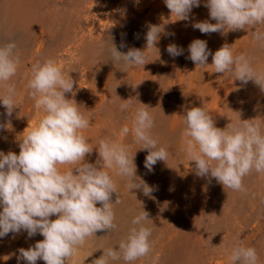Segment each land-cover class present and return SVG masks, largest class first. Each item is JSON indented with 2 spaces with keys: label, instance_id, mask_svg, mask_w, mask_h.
I'll list each match as a JSON object with an SVG mask.
<instances>
[{
  "label": "rangeland",
  "instance_id": "obj_1",
  "mask_svg": "<svg viewBox=\"0 0 264 264\" xmlns=\"http://www.w3.org/2000/svg\"><path fill=\"white\" fill-rule=\"evenodd\" d=\"M205 3L200 0L187 20L176 21L164 0H0V29L17 42L20 55L17 75L8 82L17 90L11 117L0 103V124L11 122L9 128H0V151L18 154L19 140L44 115L30 98L27 82L34 63L52 58L76 82L75 96L66 97L75 98L80 111L91 119V126L83 130L89 143L95 148L101 138L111 137L131 144L132 151L137 150V176L153 188L151 196L136 189L130 193L125 181L110 172L122 201L114 205L117 229L97 232L66 264H92L103 254L102 248L118 244L142 208L154 223L149 225L152 250L133 264H231L230 251L241 241L255 247L259 264H264V174L253 171L244 177L247 193L224 189L210 175H196L195 162L183 150V115L192 107H204L221 129L240 119L253 120L264 134V91L259 86L252 81L243 84L234 74L215 73L211 55L206 68H196L188 59V46L201 39L213 54L227 43L235 54L253 55L254 66L264 70V50L253 41V28L203 34L193 27L205 20L216 23ZM152 25L161 28L160 39L157 49L147 53L148 63L143 67L124 68L107 60L103 50L110 42L124 53L131 48L146 50V33ZM255 28L264 30V24ZM170 44L182 48L183 54L169 55ZM5 91L0 88V95ZM128 99L133 108L121 113L119 105ZM140 103L149 107L155 120L153 134L170 153L152 172L144 167L147 150H138L140 145L133 143L131 133L119 136L125 124L131 129L135 108L143 106ZM97 155L94 149L87 162L95 163ZM59 167L66 171L71 166ZM116 198L113 193V203ZM41 240L39 233L29 238L23 230L0 238V264H27L17 259L18 250ZM36 264L45 262L37 260Z\"/></svg>",
  "mask_w": 264,
  "mask_h": 264
},
{
  "label": "clouds",
  "instance_id": "obj_2",
  "mask_svg": "<svg viewBox=\"0 0 264 264\" xmlns=\"http://www.w3.org/2000/svg\"><path fill=\"white\" fill-rule=\"evenodd\" d=\"M176 21L187 20L193 7L200 0H164ZM205 7L216 23L208 20L193 24L203 34L226 33L253 28L252 37L257 48L264 50V30L255 28L264 24V0H206ZM161 28L150 26L146 33V50L129 49L118 51L110 42L104 48V55L116 66L143 67L148 63V52L160 39ZM125 45L121 44V47ZM172 57L183 54L175 44L167 46ZM190 59L196 68H206L208 57L212 56L215 73L234 74L235 80L247 84L254 82L264 91V70L258 69L256 57L244 53L235 54L232 45L225 43L215 53L201 39L193 40L188 46ZM20 64L18 44L15 40L0 44V103L11 117L16 110L17 95L14 83ZM69 73L66 75L52 58L37 61L31 67L27 82L29 96L35 107L44 113L36 126L19 140V153L0 151V238L9 233L19 234L22 230L31 238L37 233L43 240L28 249L18 250V260L36 264H66L74 258L79 249L97 232L108 233L117 229L114 205L121 204L116 177L125 181L126 188L142 190L151 196L153 188L137 176L135 152L132 145L101 138L98 147H93L83 130L91 126V119L81 111L75 99L74 84ZM119 105L121 113L133 108L131 99ZM135 108L131 129L127 124L119 130V136L130 133L138 150H147L144 167L152 172L158 161H167L169 151L159 145V138L153 134L155 120L148 106ZM185 128L181 132L184 151L191 162H195L196 175L215 178L224 189L247 193L244 177L256 173L264 174V134L260 125L253 120H239L221 129L215 126L213 116L204 107H192L183 115ZM11 122L0 124L9 128ZM98 153L95 163H89L87 156ZM60 165H70L66 171ZM113 193L117 194L112 202ZM135 196V194H134ZM136 198V196H135ZM137 199V198H136ZM97 204L100 206L98 207ZM224 206V205H223ZM223 210V209H222ZM55 216L56 219H50ZM154 224L143 208L130 220L127 233L116 246L105 247L103 254L92 264H124L147 256L152 250L150 239ZM91 253L89 256H91ZM88 256V257H89ZM228 259L231 264H259L255 247L244 246L243 242L233 246Z\"/></svg>",
  "mask_w": 264,
  "mask_h": 264
},
{
  "label": "bare ground",
  "instance_id": "obj_3",
  "mask_svg": "<svg viewBox=\"0 0 264 264\" xmlns=\"http://www.w3.org/2000/svg\"><path fill=\"white\" fill-rule=\"evenodd\" d=\"M37 38L36 39H34V40H32V44H31V46L34 44V43H36L37 42ZM10 41V33H5L2 29H0V44H4V43H7V42H9ZM106 59V58H105ZM105 62H107V61H105ZM106 65H108V63H106ZM120 66V65H119ZM104 67H105V65H104ZM108 67V66H107ZM106 67V68H107ZM119 69H117L116 68V71H118ZM119 72V71H118ZM117 72V73H118ZM75 99V98H74ZM83 106V105H82ZM118 178V177H117ZM119 181V180H118Z\"/></svg>",
  "mask_w": 264,
  "mask_h": 264
}]
</instances>
